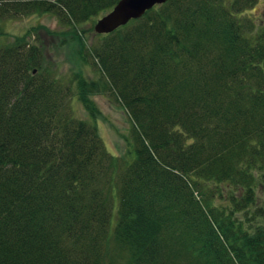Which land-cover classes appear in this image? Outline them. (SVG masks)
I'll return each mask as SVG.
<instances>
[{
	"label": "trees",
	"instance_id": "obj_1",
	"mask_svg": "<svg viewBox=\"0 0 264 264\" xmlns=\"http://www.w3.org/2000/svg\"><path fill=\"white\" fill-rule=\"evenodd\" d=\"M118 1L0 0V19L53 14L81 40ZM236 3L96 34V79L58 75L37 26L0 43V264H264V22ZM95 93L129 116L126 157L73 107L95 119Z\"/></svg>",
	"mask_w": 264,
	"mask_h": 264
},
{
	"label": "rangeland",
	"instance_id": "obj_2",
	"mask_svg": "<svg viewBox=\"0 0 264 264\" xmlns=\"http://www.w3.org/2000/svg\"><path fill=\"white\" fill-rule=\"evenodd\" d=\"M217 5L231 7L237 2V10L241 22L259 25L264 22V0H212ZM93 21L83 23L78 27L82 34V39H72L70 37V27L65 26L53 14L41 13L21 15L13 18L0 19V43L5 40H13V37L22 36L28 33L32 27H39L38 36L46 52L49 63L55 67V71L66 80L82 75L87 79H96L99 72L89 61L84 63L80 60V54L90 49L97 39ZM86 30V32H84ZM35 34L32 36L34 38ZM90 102L99 110L96 118H91L86 107L76 101L74 109L81 118L93 122L98 121L99 133L112 153L121 157H126L128 151V137L131 135V121L128 114L120 107L114 96L105 93H95L90 96ZM264 194V193H263ZM262 194V195H263ZM260 204L264 206V195ZM218 205H228V199L219 196L216 200Z\"/></svg>",
	"mask_w": 264,
	"mask_h": 264
},
{
	"label": "water",
	"instance_id": "obj_3",
	"mask_svg": "<svg viewBox=\"0 0 264 264\" xmlns=\"http://www.w3.org/2000/svg\"><path fill=\"white\" fill-rule=\"evenodd\" d=\"M167 1L169 0H119L112 10L97 20L94 30L98 34L111 33Z\"/></svg>",
	"mask_w": 264,
	"mask_h": 264
}]
</instances>
